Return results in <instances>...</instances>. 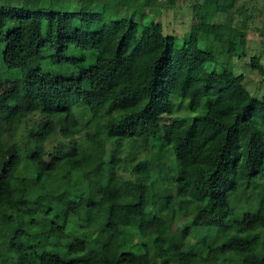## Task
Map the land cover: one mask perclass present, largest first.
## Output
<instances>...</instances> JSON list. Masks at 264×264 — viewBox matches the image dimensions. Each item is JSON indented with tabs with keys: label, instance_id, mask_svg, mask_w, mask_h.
Wrapping results in <instances>:
<instances>
[{
	"label": "trees",
	"instance_id": "trees-1",
	"mask_svg": "<svg viewBox=\"0 0 264 264\" xmlns=\"http://www.w3.org/2000/svg\"><path fill=\"white\" fill-rule=\"evenodd\" d=\"M127 6L0 4V65L14 74L0 92V264H264V194L255 209L250 193L264 181V100L215 63L222 41L247 54V12L234 21L231 2L202 0L194 43ZM179 99L197 115L165 121Z\"/></svg>",
	"mask_w": 264,
	"mask_h": 264
},
{
	"label": "rangeland",
	"instance_id": "rangeland-1",
	"mask_svg": "<svg viewBox=\"0 0 264 264\" xmlns=\"http://www.w3.org/2000/svg\"><path fill=\"white\" fill-rule=\"evenodd\" d=\"M10 1L12 4H21L23 0H0V4ZM37 1V0H34ZM173 3L168 0H114V4L122 2L128 3L127 10L129 12L135 11V19L142 21V23H148L151 21H159L163 24L165 34H174L180 40L189 37L194 43L199 41V21L201 18V1L202 0H173ZM221 3L233 4L234 21L242 18L248 14V42L246 47L247 54L244 56L233 55L227 51V42L222 41L220 43L221 60L219 64L215 62L218 67L222 68L226 63L231 64V67L236 73H244V84L248 87L252 94L259 99L264 100V71L254 68L252 66L251 58L254 55L259 56L262 65L264 67V0H220ZM232 10V9H231ZM241 12H245L241 15ZM225 11L220 12V21L226 19ZM0 54V60L1 58ZM49 56L39 57L31 56L28 58V64L33 66H42L50 71L66 72L68 67L59 66L50 63ZM222 61V62H221ZM224 64V65H223ZM14 87V74L1 68L0 65V92H10ZM197 115L191 109L190 101L188 99H179L176 105L174 113L170 117H166L165 121L171 122L173 118L185 119L191 118ZM89 125V123H87ZM86 125V126H87ZM86 126L82 128V131L77 134V140L84 139V133ZM112 151L111 149L109 150ZM154 164L159 167L160 160L158 158L153 159ZM103 162V163H102ZM170 166H176V159L170 157L168 160ZM106 161H93L91 166L92 170H97L100 164H106ZM68 176V175H67ZM172 187V184H171ZM254 198V208L257 209L260 200L264 194V181L254 179L250 190ZM180 200V196L177 197ZM27 203L23 198L17 199L15 202V208L25 210ZM203 218L209 217L208 213L202 214ZM8 217L3 216L1 222H8ZM45 229V224L41 226ZM237 231L244 230L243 227H237ZM132 233H129L125 238L127 240L132 239ZM193 241H197L194 238ZM103 242V238L99 236L92 240L86 250L85 254L88 255L91 251L98 249ZM264 242V236H263ZM6 239L0 238V249L5 246ZM15 260L14 252L9 253V261Z\"/></svg>",
	"mask_w": 264,
	"mask_h": 264
}]
</instances>
